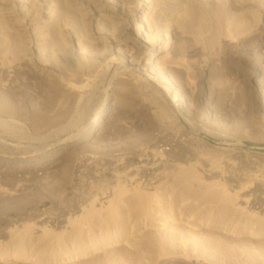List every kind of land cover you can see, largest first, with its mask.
Returning a JSON list of instances; mask_svg holds the SVG:
<instances>
[{"label": "rangeland", "instance_id": "obj_1", "mask_svg": "<svg viewBox=\"0 0 264 264\" xmlns=\"http://www.w3.org/2000/svg\"><path fill=\"white\" fill-rule=\"evenodd\" d=\"M47 1L30 50L0 13V264H264V0H146V42L140 0Z\"/></svg>", "mask_w": 264, "mask_h": 264}, {"label": "bare ground", "instance_id": "obj_2", "mask_svg": "<svg viewBox=\"0 0 264 264\" xmlns=\"http://www.w3.org/2000/svg\"><path fill=\"white\" fill-rule=\"evenodd\" d=\"M69 1H72L75 3L76 0H69ZM80 1L82 3L89 2V0H80ZM104 1L111 2L112 0H104ZM140 1L142 2V7L139 8V10L135 11L137 13L134 12V14L131 17H129L128 19H124V24H122V27L125 29H128L132 37L138 39L139 41L146 42L147 33L150 31L149 26L145 22V11L147 10L148 7L146 4V0H140ZM96 9L99 12L101 11V9L98 7H96ZM52 12L53 11L51 8V4L47 0H0V13L3 15V18L6 21H8L12 25V28L18 33L25 32L29 34V40L26 42L27 43L26 50H30L31 48L32 49L34 48V44L31 40L32 38L30 37L35 36V32H36L35 29L40 23H43L44 21H48L49 19L52 18ZM127 38L128 36H124L121 40L127 41ZM149 45L152 47L153 50H151L146 61L140 67L141 72L143 71V73L146 74L147 76H149L150 74L149 70L155 69V67L153 66L154 59L156 55L162 51L160 49H155L157 48V45H158L156 41L150 42ZM76 51H77V47L74 46V51L71 54H73ZM115 51L117 52L118 50L116 49ZM181 99L182 98L180 97V101ZM191 140H193V138ZM153 143L157 148H159V151H161V153L164 155V158H166L169 161L185 158L186 156L185 154H186V151L188 150V145H189L187 138L179 139L177 137H166V136L155 137ZM163 164L164 162L162 161L161 158H154V157L148 158L147 156L145 158L138 160V165H136V167H138L136 170V174L138 175L140 180L150 181V179L155 178L154 176L158 174L157 171ZM77 168H78V164H75L74 169H77ZM74 179L75 177L72 176L69 181V187L74 183ZM251 205L255 207H259V209H262L264 211V196L260 194V195H256L253 198H251ZM58 220L59 219L57 218L55 220H50V221H52L55 225V223L60 221ZM259 224L260 222H258V226L262 225V224L260 225ZM242 228H245V226ZM247 229H248V226H247ZM109 234L105 233V235H108L106 236V238L107 237L110 238L111 235L109 236ZM161 237H163V235H161ZM153 240L154 238L151 239L150 241H153ZM164 242L161 241V244H164ZM16 255H22V254L18 253ZM4 256L5 254L0 253V258H4Z\"/></svg>", "mask_w": 264, "mask_h": 264}]
</instances>
